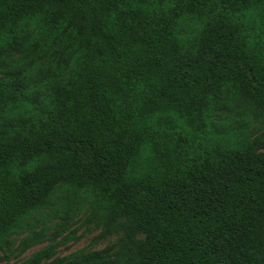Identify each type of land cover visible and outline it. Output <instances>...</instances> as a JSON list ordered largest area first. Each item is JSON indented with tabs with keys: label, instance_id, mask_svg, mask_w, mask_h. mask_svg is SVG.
I'll return each mask as SVG.
<instances>
[{
	"label": "trees",
	"instance_id": "16d2710c",
	"mask_svg": "<svg viewBox=\"0 0 264 264\" xmlns=\"http://www.w3.org/2000/svg\"><path fill=\"white\" fill-rule=\"evenodd\" d=\"M47 241L264 264V0H0V253Z\"/></svg>",
	"mask_w": 264,
	"mask_h": 264
},
{
	"label": "rangeland",
	"instance_id": "374dc122",
	"mask_svg": "<svg viewBox=\"0 0 264 264\" xmlns=\"http://www.w3.org/2000/svg\"><path fill=\"white\" fill-rule=\"evenodd\" d=\"M82 223L83 220L78 221L74 228L80 226ZM101 232L102 229L98 228L95 224L90 225L89 228L83 226L77 233L78 236H80L79 240L70 243L67 247H60L57 256L64 257L82 249H85L87 251H101L109 246L117 245V243L121 239V235L117 234H114L107 238H100ZM21 238L22 237L17 238L16 246L18 245ZM49 243L50 242L47 241L40 245L34 246L21 256H17L15 252L11 251H7L6 257L4 253H0V256L3 257V259L0 260V264H22L23 262L31 258L34 254H36L38 251L47 247Z\"/></svg>",
	"mask_w": 264,
	"mask_h": 264
}]
</instances>
